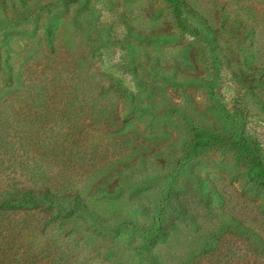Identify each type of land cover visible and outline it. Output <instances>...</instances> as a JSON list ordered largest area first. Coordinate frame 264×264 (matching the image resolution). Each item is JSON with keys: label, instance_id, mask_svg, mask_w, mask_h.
I'll list each match as a JSON object with an SVG mask.
<instances>
[{"label": "rangeland", "instance_id": "obj_1", "mask_svg": "<svg viewBox=\"0 0 264 264\" xmlns=\"http://www.w3.org/2000/svg\"><path fill=\"white\" fill-rule=\"evenodd\" d=\"M9 19L0 196L58 197L0 212V264H264V0H0Z\"/></svg>", "mask_w": 264, "mask_h": 264}, {"label": "trees", "instance_id": "obj_2", "mask_svg": "<svg viewBox=\"0 0 264 264\" xmlns=\"http://www.w3.org/2000/svg\"><path fill=\"white\" fill-rule=\"evenodd\" d=\"M179 2H182L184 5H187L188 7L195 6L197 7V3H199V0H178ZM201 6V4H200ZM203 7V6H201ZM203 9V8H202ZM200 17L204 19L205 22H207V18L204 14L200 13ZM217 21L218 22V30L219 31H226V29H230V32L236 31L237 35L244 36L245 38L247 37V32L250 31V26L239 19L236 15H230L229 20H222L219 15H217ZM11 21V19H9ZM20 24L23 23H15L13 24L12 21L9 22L7 25L5 24L4 26H1L0 28V48L4 47L7 49L8 46H5V44L10 43V39L7 38L8 33H10L9 30L12 29V27H18ZM11 27V28H10ZM209 31L211 29L208 26ZM161 30L157 31L156 34H160ZM4 56V58H3ZM6 61L5 59V54L3 51H0V65H3L4 67L6 66ZM1 67V66H0ZM8 68V66H7ZM11 68L9 67L8 70ZM7 93L5 88L0 89V98ZM8 171V170H7ZM18 170L9 171L5 173V182L9 180H15L14 176L16 175ZM12 186L7 184L6 187L4 188L5 190L1 194V199H0V212H6L8 210H28L30 208L36 207L37 203L39 200H45L50 203L55 202V198L58 197V192L53 193L51 191L50 186H42L40 189L35 190V189H28V188H11ZM64 195V194H62ZM71 196V195H70ZM72 203L74 205L79 204L78 198L76 196L72 197ZM113 222V221H112ZM112 226V224H110ZM108 226V227H110ZM136 224L128 217V216H119L116 218L115 224L112 226V228H119V229H128L135 227ZM116 229V230H117ZM115 230V231H116ZM114 231V232H115ZM113 232V230H112ZM161 233V232H160ZM153 245V244H152ZM148 248L144 247H138L136 248V251L133 250V253L138 258L146 257L148 260V264H163L161 261V258L158 252L155 250H152L151 248L147 250ZM141 264V261L140 263Z\"/></svg>", "mask_w": 264, "mask_h": 264}]
</instances>
